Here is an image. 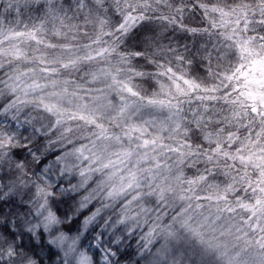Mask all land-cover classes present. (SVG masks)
<instances>
[{"label": "clouds", "instance_id": "9594fccd", "mask_svg": "<svg viewBox=\"0 0 264 264\" xmlns=\"http://www.w3.org/2000/svg\"><path fill=\"white\" fill-rule=\"evenodd\" d=\"M0 264H264V0H0Z\"/></svg>", "mask_w": 264, "mask_h": 264}]
</instances>
